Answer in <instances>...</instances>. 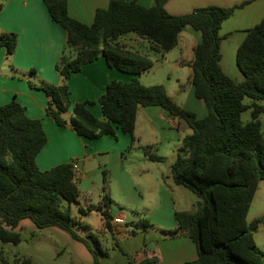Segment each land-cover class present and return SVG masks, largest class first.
Segmentation results:
<instances>
[{
  "label": "trees",
  "instance_id": "16d2710c",
  "mask_svg": "<svg viewBox=\"0 0 264 264\" xmlns=\"http://www.w3.org/2000/svg\"><path fill=\"white\" fill-rule=\"evenodd\" d=\"M168 1L155 0V6L148 8L137 0H111L107 9L96 12L92 25H85L69 16L65 0H44L51 19L67 33L56 65L62 84L41 80L38 84L29 81V85L47 94L46 113L57 125L89 139L116 137L120 129L135 142L141 107H161L185 121L192 133L184 137L172 172L175 182L192 191L200 202L195 212H177L178 228L166 233H184L196 244L198 258L185 264H264V252L254 237L262 219L248 222L260 182L264 181V134L260 121L264 114V19L247 31L238 48L237 65L245 80L237 82L221 67L224 37L220 30L227 19L251 0L227 8H198L180 16L166 11ZM186 27L201 34L191 65V81L195 96L208 110L205 118L199 119L174 102L163 85L145 86L137 77L130 82H110L97 101L71 104L68 80L100 57L110 67L135 76L153 67L148 55L126 49L118 43L119 38L135 33L148 40L154 51L166 54L178 46ZM17 40L15 33L0 32V48L5 50L8 62L15 53ZM36 75L32 69L20 78ZM246 99L250 102L246 103ZM94 104L101 107L102 118L89 111L88 106ZM248 110L252 120L244 123L241 116ZM47 142L42 120L30 118L19 102L0 106V241L19 244L21 235L14 229L20 221L29 219L39 229L54 227L66 232L86 245L94 264H101V257L108 253L89 226L74 216L73 206H79L81 198V178L74 162L46 171L37 165V156ZM145 154L154 162L163 161L147 150ZM112 205L113 200L105 194L97 207H79V211L83 215L100 211L111 229ZM140 224L142 229L153 226L147 220ZM14 264L35 263L30 258H18ZM140 264H159V259L153 256Z\"/></svg>",
  "mask_w": 264,
  "mask_h": 264
},
{
  "label": "crops",
  "instance_id": "0c3cea01",
  "mask_svg": "<svg viewBox=\"0 0 264 264\" xmlns=\"http://www.w3.org/2000/svg\"><path fill=\"white\" fill-rule=\"evenodd\" d=\"M65 1L71 18L92 25L96 12L107 9L111 0ZM137 1L148 8L156 4L155 0ZM245 1L248 0H169L165 9L170 15L180 16L198 8H227ZM0 6V32L18 36L10 62L5 59V50L0 48V106L17 101L25 107L30 118L42 120L48 142L37 156L38 167L46 171L62 163H76L80 186L87 192L81 196L78 207L84 210L97 207L102 197L108 194L114 203L135 218L131 228L125 226L127 223L122 215L111 220V229L105 221L101 222L96 234L100 232L104 235L102 244L110 245L107 237L110 235L115 245L122 246L121 250L112 247L114 252L111 256L108 253L112 262L104 259L101 264H140L153 256L159 259V264L195 261L198 258L197 247L188 235L179 233L170 236L166 233L178 228L177 212H195L199 207L200 199L186 187L178 185L172 172L184 137L192 133L189 125L157 106L139 108L135 142L130 134L120 129L116 137L105 135L89 139L77 135L69 127L57 125L46 113L47 94L32 88L29 81L35 84L41 80L53 85L62 84L56 65L67 42V33L51 19L44 0H0ZM263 19L264 0H251L222 24L221 67L237 82L245 80L237 65L238 48L247 37V31ZM200 42L201 34L186 27L180 34L178 46L162 54L154 51L148 40L135 33L122 36L118 43L130 51L148 55L154 62L153 67L135 76L110 67L106 59L100 57L68 80L71 104L97 101L105 94L110 82H130L137 77L145 86L163 85L174 102L203 119L208 110L195 96L191 81V65ZM32 69L36 70V76L20 78L22 73ZM88 109L96 118H102L98 104L89 105ZM145 150L163 161L150 160ZM104 173L108 177L106 183ZM97 192L99 199L97 204H93L92 196ZM94 213L101 214L94 210L86 215ZM117 218L122 219L123 224H116ZM141 220H148L153 226L142 229L138 223ZM111 245H114L113 242Z\"/></svg>",
  "mask_w": 264,
  "mask_h": 264
},
{
  "label": "rangeland",
  "instance_id": "374dc122",
  "mask_svg": "<svg viewBox=\"0 0 264 264\" xmlns=\"http://www.w3.org/2000/svg\"><path fill=\"white\" fill-rule=\"evenodd\" d=\"M245 102L249 103L250 100L246 99ZM241 120L244 123L250 122L252 120L251 111L248 110L244 112L241 116ZM260 121L262 123V132L264 134V114L260 116ZM104 158L105 157H103L102 161H104ZM106 178H108L107 174ZM80 185L81 181L79 183V189L81 196H83L84 194H87V192H84ZM98 199L97 192L95 196H92V203L97 204ZM73 211L75 218L84 225L88 224L91 226L92 228H90L92 230L90 229V232H94V234H96L98 229L100 230L101 222L105 221L103 216L99 213H94L93 215L81 214L77 205L73 206ZM111 215L112 218L117 215H122L127 223V225H125L127 228H131L134 224L133 222L135 218L132 214L123 211L116 202L114 203V201L111 208ZM257 219H262V223L254 233V237L257 245L264 252V181L260 182L248 215L249 223H252ZM141 221L138 223L140 224ZM140 228H142V226ZM14 232L21 235V242L15 245L11 243L5 244L0 241V264H14L15 260L18 258H30L36 264H94L93 256L86 245L72 239L69 234L58 228L52 227L39 229L32 221L24 219L20 221L19 226L14 229ZM96 235L102 244V242L105 241L104 235L100 232H97ZM107 237L110 245L105 243L104 245L102 244V247L104 251L110 253L111 256L112 252H114L113 248L117 250L118 247L121 250L122 246L115 245V242L110 235ZM89 241L91 242V240ZM112 242L114 244L113 246L111 245ZM110 256H107L106 258L101 257V261L105 259L108 263H111L112 259H110Z\"/></svg>",
  "mask_w": 264,
  "mask_h": 264
},
{
  "label": "built area",
  "instance_id": "2783aa9c",
  "mask_svg": "<svg viewBox=\"0 0 264 264\" xmlns=\"http://www.w3.org/2000/svg\"><path fill=\"white\" fill-rule=\"evenodd\" d=\"M73 167L76 170V172L79 174V167H78V165L76 163H73ZM115 223L118 224V225L119 224H123V220L117 218V219H115Z\"/></svg>",
  "mask_w": 264,
  "mask_h": 264
}]
</instances>
